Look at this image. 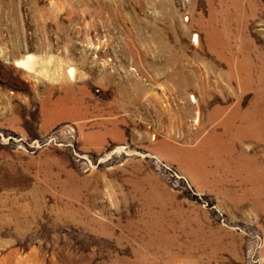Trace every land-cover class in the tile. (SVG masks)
Returning a JSON list of instances; mask_svg holds the SVG:
<instances>
[{
	"label": "rangeland",
	"instance_id": "rangeland-1",
	"mask_svg": "<svg viewBox=\"0 0 264 264\" xmlns=\"http://www.w3.org/2000/svg\"><path fill=\"white\" fill-rule=\"evenodd\" d=\"M0 264H264V0H0Z\"/></svg>",
	"mask_w": 264,
	"mask_h": 264
},
{
	"label": "bare ground",
	"instance_id": "bare-ground-1",
	"mask_svg": "<svg viewBox=\"0 0 264 264\" xmlns=\"http://www.w3.org/2000/svg\"><path fill=\"white\" fill-rule=\"evenodd\" d=\"M27 56V55H26ZM34 57V56H33ZM33 57H31V55H28L27 57H25L26 59L25 60H18V61H15V63H14V65L15 66H17V67H20L21 69L22 68H27V69H30V70H34V61H33ZM37 58V57H36ZM37 60V59H36ZM38 62V61H37ZM38 64V63H37ZM37 66V65H36ZM19 68V69H20ZM36 69V68H35ZM37 70V69H36ZM35 70V71H36ZM42 71V70H41ZM37 72V71H36ZM35 72V73H36ZM72 72H73V69L71 68V69H69V71H68V73L71 75V76H73V74H72ZM69 75V77H71ZM72 78V77H71ZM194 100V99H193Z\"/></svg>",
	"mask_w": 264,
	"mask_h": 264
}]
</instances>
